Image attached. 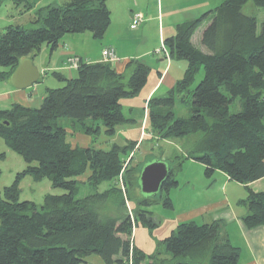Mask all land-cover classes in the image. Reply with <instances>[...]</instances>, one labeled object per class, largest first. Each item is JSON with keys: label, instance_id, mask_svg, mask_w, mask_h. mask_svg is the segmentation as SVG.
Here are the masks:
<instances>
[{"label": "trees", "instance_id": "16d2710c", "mask_svg": "<svg viewBox=\"0 0 264 264\" xmlns=\"http://www.w3.org/2000/svg\"><path fill=\"white\" fill-rule=\"evenodd\" d=\"M11 1L24 12L36 5L35 0ZM106 1L64 0L37 10L27 29L5 28L0 32V69L7 71L0 70V80L9 79L42 45L54 51L65 35L89 33L101 41L111 22ZM247 6L264 9V0H224L177 25L174 36L164 39L155 53L163 49V58L187 65L165 97L147 102L145 131L153 140L183 142L184 155L174 156L160 190L166 193L165 208H172L168 193L178 184L175 175L182 162L192 160L203 166L206 177L218 170L245 188L246 197L238 203L246 209L241 222L253 229L264 227V192L249 188L264 177V21L257 31V18L244 13ZM203 22L200 43L205 52L191 42ZM77 62L74 79L53 72L64 86L45 90L38 108L13 104L0 109V138L27 165L0 194V264H88L90 256L103 264H237L239 249L223 238L220 221L178 224L158 243L163 257L134 247L136 222L151 231L159 224L146 210L158 200L139 199V170L124 166L135 143L112 145L107 151L72 147L58 120H70L93 141L102 130L112 136L117 125L128 122L120 100L139 94L150 68L137 59L127 61L122 73L115 64ZM200 71L202 79L193 88ZM176 105L187 108L189 116H177ZM84 175L81 183L77 178ZM24 176L47 179L52 189L65 193L44 196L40 206L19 201L18 181ZM120 176L123 190L113 184ZM102 184L108 188L98 192L95 188ZM81 186L93 192L80 197ZM127 203L134 205L132 212Z\"/></svg>", "mask_w": 264, "mask_h": 264}, {"label": "crops", "instance_id": "0c3cea01", "mask_svg": "<svg viewBox=\"0 0 264 264\" xmlns=\"http://www.w3.org/2000/svg\"><path fill=\"white\" fill-rule=\"evenodd\" d=\"M58 1L60 5L64 2V0H35L36 5L28 12L18 11L16 5H12V8L18 11L19 18L18 16L16 19L10 18L9 20L13 23L10 25L25 27L24 25H29L34 21L37 10L47 6L59 5ZM223 1L107 0L106 5L110 11L111 22L102 40L97 45L100 48V53L94 56V59L91 61L89 58H87V61L83 60L84 57L89 56L84 47L92 46L95 41L89 33L65 35L60 40L57 48L52 52H49L46 45H44V49H40V54L44 52L47 55V70L56 73L62 72L60 74L66 80L74 79L77 76L76 67L71 66V62L75 60L86 63L101 62V51L106 48L113 49L118 57L119 62L114 67L120 73L125 70L126 62L133 59L142 60L149 66L150 69L146 83L139 94L130 99L120 100L123 115L128 122L117 125L114 134L110 137L104 135L102 130L94 140L96 142L99 141V146L96 149L107 151L112 145L124 146L128 143H135V148L130 153L135 158L137 154L143 155L141 153L142 147L145 148V146L153 145L154 140L150 139L147 133L145 134L147 102L151 98L165 97L174 84L182 79L187 65L184 60L172 61L167 58L165 59L160 54H156L155 51L163 45L164 39L174 36L177 25L199 18ZM135 12L141 13L143 16V21L137 26H133L132 24V14ZM24 17L26 20L20 21ZM205 25L206 22H203L191 37L192 44L202 52L205 51L201 46L200 37ZM35 58L32 57L30 59L38 70L39 78L37 83H39L43 72L40 71V66L36 64ZM40 59L37 61H41ZM5 80L8 79L2 81ZM47 89L52 88H48L47 86L45 90ZM45 90L41 89L40 85L28 87L24 90H16L10 84V89H6L0 95V98L8 97L10 107L13 104H18L26 108L36 109L41 104ZM71 125L73 128L76 127L72 123ZM66 131L68 130L66 129ZM77 131L87 136L80 128ZM87 137L91 138L90 136ZM91 143H93V139ZM193 164L199 165L198 167L201 166L202 170L204 169L197 162ZM211 177L206 178L211 181L210 189L212 191L210 196H212L211 198L208 196V198L212 202L208 210L212 211L202 215L203 222L201 223L211 224L214 221H220L223 238L232 246L239 249L237 264H264V227L245 228L241 222V218L245 215L246 209L237 204L239 200L235 202L231 196L230 188L234 182L226 174L218 170ZM210 178L213 180V183ZM242 188L244 187L242 186ZM249 188L254 193L264 192V177L250 183ZM244 191L246 192L245 188ZM157 227L151 231L147 229V226L143 222H136L132 233L134 247L150 255L151 252L148 253L149 249H154V242L158 241L155 238V235L159 232ZM174 230H171V232ZM157 237L162 241L167 236L164 237L163 234L159 233Z\"/></svg>", "mask_w": 264, "mask_h": 264}, {"label": "rangeland", "instance_id": "374dc122", "mask_svg": "<svg viewBox=\"0 0 264 264\" xmlns=\"http://www.w3.org/2000/svg\"><path fill=\"white\" fill-rule=\"evenodd\" d=\"M1 2L2 3L0 5V32H3L5 28L10 26V24H13L9 19L12 17L16 19L18 16V11L19 10L24 11V10L22 8L23 7L22 5L19 6L16 5L18 11L12 8L13 7L12 5H14V3L11 0H1ZM58 4L60 5L59 1ZM244 13L247 15H254L257 18L258 20L257 31H259L260 23L264 21V9L255 8L253 10V8H249V6H247L244 10ZM24 20H26L25 17L20 19V21H24ZM24 26L25 29L28 28L27 27L28 25H24ZM99 43L100 42L95 40L92 46L84 47V49H86V52L87 54H89V56L84 57L83 60L87 61V58H89V60L91 61L92 59H94V56L100 53V48L97 47ZM44 47L45 46L43 45L41 49H44ZM35 57H36L35 62L36 64H39L40 71L43 73L41 74L42 77L39 83L34 84V86L40 85V88L43 90H45L47 86L48 88H52V89L63 87L64 83L57 80L53 76V72L47 70L48 69L47 55H45L44 52H41V54L40 52H38ZM39 58H41L40 59L41 61H37L39 60ZM0 70L7 71V69L5 68H1ZM60 73L62 74V72ZM201 79H202V72L200 71L196 77L193 88L200 82ZM6 89H10V80L9 79L5 81L0 80V95H2ZM0 109L1 110L10 109V103L8 101V97L0 98ZM231 111L232 112L237 111L236 105L232 107ZM175 113L177 116H181V117L189 116V112L187 108L180 105H176ZM71 123L72 122L68 119L58 120V125L68 130L67 141L72 147L96 148L97 146H99V141L98 142L93 141V143H91L92 138H89L79 133V131H77L79 126L73 128ZM149 137L150 139H152L151 135H149ZM182 144L183 142L180 140H161V139L154 140L153 145L145 146L146 149L142 147L143 149L141 150V153L143 155L137 154L136 157L133 158V154H130L127 157V160L125 161L124 166L135 167V168L137 167L140 173V170L146 163H150L154 160H162L167 163L168 167H172L174 166V162H173L174 156L184 155V152L182 150ZM0 154L3 155V159H0V194H2L3 189L5 187L10 186L16 179V176L18 174H21L22 171L25 170L27 165L18 154H16L6 146L2 138H0ZM193 163L195 162H191L189 160L183 161L181 169L175 175V179L178 184L176 187L172 188L168 193V197L171 201L172 208H165L163 206L164 198H166L165 192L159 193L155 198H147L145 197V195H142L139 192V190L137 192V195L140 197L139 199L141 200L142 199L158 200V203H152L150 206L146 208V210L150 211L153 214L154 219L159 222L158 224L159 227H157L159 231L158 234L161 233L163 234L164 237L168 236L171 230L175 229L177 224L187 223V222H195L197 224H202L201 223L203 222L202 215L204 213H208L212 211V210H208V207L212 202L209 199L212 196V195L210 196V193L212 191L210 189L211 181L208 178H206L204 174V169L202 170L201 166L198 167L199 165ZM77 179L81 183L82 182L84 183V181L86 182L87 175H84ZM114 183L117 187L123 190L121 176L117 179V181L113 182V184ZM231 185L232 186L230 188V191H231L232 199L235 202L239 200L237 202L238 204L241 201L240 199L242 200L245 199L246 192L244 191V188L240 186L241 184L239 183L234 182ZM18 187L20 189L19 201L33 202L37 206H40L43 203V198L46 195L58 196L65 193L61 189H52L47 179L35 181L30 176L21 177L18 181ZM107 188L108 185L102 184L96 187L95 189L98 192H102ZM91 191H92L91 187L81 186L80 197H85L88 194H91ZM208 196L210 197L208 198ZM217 196L219 197V195ZM110 208L111 206L107 205L105 209L107 214H110ZM133 208L134 205H132L131 203H127L128 211L132 212ZM158 234L155 235V238H157L158 241L154 242V246H155L154 249L152 248L149 249L148 253L151 252L150 255H152L155 252H160L161 256L163 257L165 254V250L164 248H162V246H158V243L160 241L159 238L157 237ZM86 261L88 264H103L102 261L97 256L87 257ZM147 263L148 260L144 261L142 264H147Z\"/></svg>", "mask_w": 264, "mask_h": 264}, {"label": "water", "instance_id": "95a60500", "mask_svg": "<svg viewBox=\"0 0 264 264\" xmlns=\"http://www.w3.org/2000/svg\"><path fill=\"white\" fill-rule=\"evenodd\" d=\"M39 78L37 68L30 58L22 60L11 73L10 84L16 90H24L36 84ZM169 174V167L165 161L154 160L146 163L140 170L138 177L139 192L145 197H155L160 193L162 184Z\"/></svg>", "mask_w": 264, "mask_h": 264}, {"label": "built area", "instance_id": "2783aa9c", "mask_svg": "<svg viewBox=\"0 0 264 264\" xmlns=\"http://www.w3.org/2000/svg\"><path fill=\"white\" fill-rule=\"evenodd\" d=\"M143 21V16L141 13H133L132 14V24L133 26H137L139 25L141 22ZM166 54L165 50L160 49L158 50L156 53L157 54H161V53ZM101 57H102V63H110L112 65L116 64L119 59L116 56L115 52L113 49H105L102 51L101 53ZM71 66L77 67L78 66V62L75 60L73 62H71Z\"/></svg>", "mask_w": 264, "mask_h": 264}]
</instances>
